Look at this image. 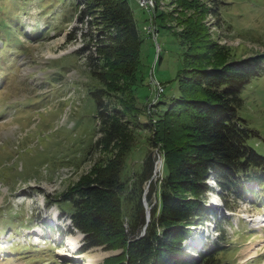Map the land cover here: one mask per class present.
<instances>
[{"label": "rangeland", "instance_id": "rangeland-1", "mask_svg": "<svg viewBox=\"0 0 264 264\" xmlns=\"http://www.w3.org/2000/svg\"><path fill=\"white\" fill-rule=\"evenodd\" d=\"M78 1L0 0V264H108L121 256L123 250L101 247L79 252L84 234L70 232V215L62 214L69 206L61 204L62 196L83 179L104 176L111 166L123 178L129 166L126 196L151 157L152 178L142 188L147 216V205L158 207L164 176L165 148L157 133L165 123L173 131L168 145L175 148L186 140L185 117L166 112L180 94L179 85L186 86L183 98L204 97L199 86L182 78L264 55V0H150L148 9L142 0H129L142 39L141 62L132 77V53L107 55L106 70L111 68L113 78L105 103L109 111L124 112L125 132L120 141L97 144L103 135L90 92L105 87L93 75L95 62L89 64L88 53L79 52L85 42L80 37L66 41L68 33L82 27ZM157 15L164 26L156 24ZM135 88L139 100L133 97ZM239 99L238 117L252 132L248 145L264 156V72ZM143 112L148 127L137 123ZM257 175L264 171L257 169ZM262 180L253 181L255 188L241 198L222 196L209 180L211 216L194 230L190 255L221 247L224 264H264ZM133 204L125 201V210Z\"/></svg>", "mask_w": 264, "mask_h": 264}, {"label": "trees", "instance_id": "trees-1", "mask_svg": "<svg viewBox=\"0 0 264 264\" xmlns=\"http://www.w3.org/2000/svg\"><path fill=\"white\" fill-rule=\"evenodd\" d=\"M78 4L82 9L77 20L82 27L68 33L66 41L76 42L80 37L86 44L79 52L88 53L89 64L95 62L93 75L105 87L90 92L97 103L96 118L101 122L103 135L97 144L108 145L122 140L125 130L121 124L124 112L109 111L110 105L105 103L106 92L112 91L113 78L111 68L106 70L107 55L132 53L131 75L135 77L141 62L142 39L129 0H79ZM157 17L156 24L159 21L164 26L162 17ZM84 25H88V31L84 30ZM161 61L159 54L157 63ZM263 72L264 55H256L184 76L183 82L199 86L204 97L183 98L186 86L179 85L180 94L173 98V105L166 112L168 116L185 117L182 131L186 133V140L182 145L175 148L168 145L172 130L168 125L165 127V123L162 133L157 131L165 148L164 176L159 180L158 207H152L150 222H146L142 188L152 178L151 157L126 196L124 184L130 174H125L131 170L129 166L124 167L122 178L114 174L116 168L111 166L104 176L93 181L83 179L60 201L69 206V211L62 207V214L70 215V232L76 230L84 234V245L79 252L99 247L124 251L121 256L108 259V264H224L218 256L221 247L195 257L188 252L189 242L195 236L194 230L210 219L207 201L214 191L209 185L210 179L220 194L236 198H241L245 190L255 188L256 185H250L253 181L258 184L259 180L262 184L264 175L258 178L257 169L264 171V156L248 145L252 132L239 119L237 107L241 103L242 89ZM136 89L133 97L139 100ZM146 116L144 112L137 116L138 125L149 126V121L143 122ZM151 187L152 191L157 188L155 184ZM119 188L122 190L118 191ZM125 201L134 203L127 211ZM144 228L145 234L141 236Z\"/></svg>", "mask_w": 264, "mask_h": 264}, {"label": "water", "instance_id": "water-1", "mask_svg": "<svg viewBox=\"0 0 264 264\" xmlns=\"http://www.w3.org/2000/svg\"><path fill=\"white\" fill-rule=\"evenodd\" d=\"M160 168V170H161V168H162V166L161 167H159ZM146 208H147V216H146V222L147 223H149L150 222V219H151V213H150V211H151V208L150 207H148V205L146 206ZM147 226V225H146ZM146 228V227H145ZM145 234V233H144ZM143 234V235H144Z\"/></svg>", "mask_w": 264, "mask_h": 264}, {"label": "built area", "instance_id": "built-area-1", "mask_svg": "<svg viewBox=\"0 0 264 264\" xmlns=\"http://www.w3.org/2000/svg\"><path fill=\"white\" fill-rule=\"evenodd\" d=\"M151 1L150 0H142V5L144 6V7H147V9H148V7H149V3H150Z\"/></svg>", "mask_w": 264, "mask_h": 264}]
</instances>
